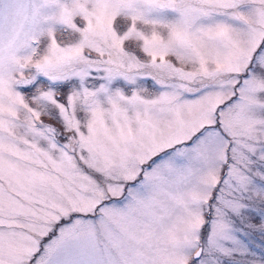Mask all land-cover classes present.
Here are the masks:
<instances>
[{"label":"snow or ice","instance_id":"obj_1","mask_svg":"<svg viewBox=\"0 0 264 264\" xmlns=\"http://www.w3.org/2000/svg\"><path fill=\"white\" fill-rule=\"evenodd\" d=\"M0 264H264V0H0Z\"/></svg>","mask_w":264,"mask_h":264}]
</instances>
